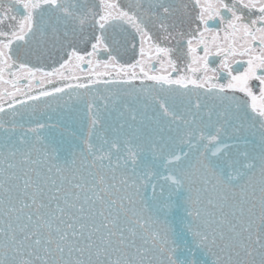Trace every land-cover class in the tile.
Wrapping results in <instances>:
<instances>
[{
    "label": "snow or ice",
    "instance_id": "obj_1",
    "mask_svg": "<svg viewBox=\"0 0 264 264\" xmlns=\"http://www.w3.org/2000/svg\"><path fill=\"white\" fill-rule=\"evenodd\" d=\"M0 264H264V0H0Z\"/></svg>",
    "mask_w": 264,
    "mask_h": 264
}]
</instances>
